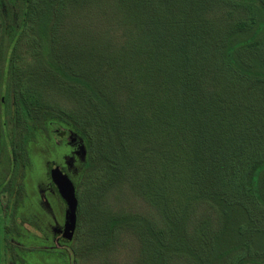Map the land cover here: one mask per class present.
Listing matches in <instances>:
<instances>
[{
    "label": "rangeland",
    "instance_id": "rangeland-1",
    "mask_svg": "<svg viewBox=\"0 0 264 264\" xmlns=\"http://www.w3.org/2000/svg\"><path fill=\"white\" fill-rule=\"evenodd\" d=\"M245 1L260 0H51L58 30L47 40L46 62L36 60L51 64L49 73L42 71L47 95L39 97L50 112V136L36 138L24 170L30 208L23 217L34 227L20 258L29 264H264V204L251 207L249 217L241 214V232L230 243L227 217L202 199L210 181L206 139L218 120L247 128L239 154L258 142L264 149V86L251 78L228 83L212 65L224 53L215 44L225 31L255 16ZM248 35L235 32L228 42ZM173 36L175 49L193 56L200 81L188 96L178 86L177 101L191 106L185 112L176 104L168 115L169 73L180 66L164 41ZM241 58L263 65L264 43ZM98 88L109 96L98 95ZM202 98V105L194 103ZM182 128L200 138L189 153L182 149ZM56 129L65 136L55 138ZM195 170L198 179H189ZM58 177L70 183L76 200V229L66 243ZM260 189L264 195V185ZM224 228L225 240L215 247Z\"/></svg>",
    "mask_w": 264,
    "mask_h": 264
},
{
    "label": "flooded vegetation",
    "instance_id": "flooded-vegetation-1",
    "mask_svg": "<svg viewBox=\"0 0 264 264\" xmlns=\"http://www.w3.org/2000/svg\"><path fill=\"white\" fill-rule=\"evenodd\" d=\"M51 3L0 0V264H29L28 257L19 256L21 247L31 245L26 238L34 227L33 219L23 217L30 208L24 170L30 149L38 144L36 138L50 136L46 132L50 112L39 97L47 95L42 71L49 73L51 68V64H41L47 60V40L58 30L57 7ZM54 135L64 137L65 131L56 129ZM56 187L59 191L57 183ZM60 236L66 243L63 230Z\"/></svg>",
    "mask_w": 264,
    "mask_h": 264
},
{
    "label": "trees",
    "instance_id": "trees-1",
    "mask_svg": "<svg viewBox=\"0 0 264 264\" xmlns=\"http://www.w3.org/2000/svg\"><path fill=\"white\" fill-rule=\"evenodd\" d=\"M244 5L248 8L254 6L256 8L254 12L255 16L246 22L237 23L225 31L223 38L220 40V44H215L218 46V49L224 52L219 60V64L223 62V66L219 65L218 61H213L212 65L218 70V77L228 83H234V81L239 83L244 79L251 78L260 81L264 86V64L253 67L254 65L247 64L241 58L244 54L257 53L264 43V1L260 0L257 5L249 4L245 1ZM181 23L184 22L181 21ZM239 31L246 32L249 35L246 36L245 39L230 44L228 41L235 36V32L237 33ZM164 41L167 43L168 47L174 48L172 51V58L180 63L177 69L170 70L169 73V80L172 84L171 87H166V89L170 91L169 96L172 98V102L167 105L165 113L169 115V113L172 112L174 114V111H176V104L180 111L187 112V109L191 105H189V102L182 103L181 100L177 101L178 91L180 89L178 86L183 84V86H185L183 89L185 95H191L192 91L190 88L197 84V81H200V73L192 72L190 62L193 60V56L190 53L186 54L175 49V43H177L175 36L167 38ZM159 75L160 71L156 73V76ZM101 78L103 77L101 76ZM112 78H114V76ZM114 80L116 83L120 81L117 79V76H115L112 81L114 82ZM166 89L164 88L165 91ZM97 91L98 95L103 98L109 96L108 92L101 88H98ZM196 92L197 91H195V97H197ZM192 93L194 94V92ZM205 95L206 94H204V97ZM193 100L194 103L199 106L202 105L204 101L203 98L201 101ZM207 108L209 109V107L206 106V109ZM212 109L213 108L210 107V110H207V112H213ZM207 112L203 111V115H207ZM165 113V118H167L168 115ZM223 114L224 111L220 116L221 118H223ZM168 118L175 119L172 115ZM187 121L188 119L185 120V123H187ZM229 127L231 129L226 131ZM214 129L215 131L212 130L209 132L210 135L207 136L206 139L210 153L209 160L207 161L209 164L207 178L210 179V181L207 186L202 188V190L206 192L202 196V199H210L221 208L222 212H218V215L221 214L227 217L226 220H221L224 226L231 228L229 231L227 230V236L229 242L233 243L237 241L241 232V227L237 225L241 214L245 211L247 217H249L251 207L255 209L264 204V195L260 189L262 185H264V149L261 148V143L258 142L251 150L242 152L241 154L238 153L236 145L241 139L242 132L244 130L247 131V128L242 125L218 120V124L216 127L214 126ZM180 138L181 144H183L182 149H184L186 153L194 150L197 143L200 142L198 133H189L187 135V131L184 128L180 131ZM158 171L159 166L156 164V172ZM165 174L163 179H167L166 177L170 176L168 170ZM193 178L198 179L197 170L189 173V179ZM156 179H160V175ZM208 188H210L209 191ZM221 215L219 217H221ZM236 225L237 227H235ZM225 228L224 230L221 229V232L214 238L215 247L220 246L221 242L225 240Z\"/></svg>",
    "mask_w": 264,
    "mask_h": 264
},
{
    "label": "water",
    "instance_id": "water-1",
    "mask_svg": "<svg viewBox=\"0 0 264 264\" xmlns=\"http://www.w3.org/2000/svg\"><path fill=\"white\" fill-rule=\"evenodd\" d=\"M57 186L66 204L65 223L62 238L68 241L72 238L75 227L76 200L73 188L66 179L58 177Z\"/></svg>",
    "mask_w": 264,
    "mask_h": 264
}]
</instances>
